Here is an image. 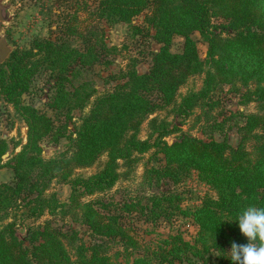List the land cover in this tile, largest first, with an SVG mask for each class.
Returning <instances> with one entry per match:
<instances>
[{
  "label": "trees",
  "instance_id": "1",
  "mask_svg": "<svg viewBox=\"0 0 264 264\" xmlns=\"http://www.w3.org/2000/svg\"><path fill=\"white\" fill-rule=\"evenodd\" d=\"M148 7L145 21L160 44L149 71L139 74L134 63L127 67L120 82L96 97L68 136V149L55 157L44 159L39 143L46 137L58 142L64 136L61 125L57 127L45 112L23 103L22 95L37 73L48 71L52 94L46 105L70 119L73 109L82 110L97 93L90 81L78 83L72 91L66 89L71 82L68 75L78 76L82 67L98 61L95 48L88 46L83 52L65 38L35 36L28 48L16 47L0 63V92L27 125L26 142L5 162L2 157L8 143L0 136V167L13 171L12 183L0 184V211L21 209L28 218L45 212L79 216L93 235L117 240L123 249L111 254L103 243L86 245L76 231H63L49 222L29 228L21 240L15 223H7L0 225V264H121L120 258L123 264H232L228 259L231 242H246L234 220L248 206L264 207V0H100L96 13L111 24L130 23ZM213 18L222 22L215 23ZM69 32L77 33L74 28ZM194 32L207 44L205 60L198 56L191 37ZM175 35L183 37L180 52L170 50ZM197 75H203L201 86L180 93ZM221 84L244 88L243 104L255 102L261 112L246 115L235 147L210 135L203 140L178 127L169 129L165 117L155 114L170 107L169 113L188 118L196 107L212 106L210 95ZM145 121L151 134L141 139ZM180 131L175 141L166 142V137ZM154 147L156 153L165 155V165L146 173L156 180L178 183L195 169L216 196L206 195L192 211L198 226L192 240L179 233L169 235L157 240L153 250L137 254L139 245L119 221V214L105 215L91 202L81 205L79 199L83 193L110 189L134 168L139 155ZM103 154L106 159L95 173L87 177L74 174L77 168L94 165ZM120 167L126 170L119 172ZM53 178L70 186L69 203L60 201L55 192L45 194ZM180 200L172 193L153 195L150 207L139 209L153 213L154 219L169 218V210L181 211ZM131 205L124 204V208L130 211Z\"/></svg>",
  "mask_w": 264,
  "mask_h": 264
},
{
  "label": "rangeland",
  "instance_id": "2",
  "mask_svg": "<svg viewBox=\"0 0 264 264\" xmlns=\"http://www.w3.org/2000/svg\"><path fill=\"white\" fill-rule=\"evenodd\" d=\"M99 1L0 0V41H5L10 51L16 47L28 48L35 36L50 39L59 37L69 40L73 46L83 52L88 46H93L98 56V61L91 67H82L78 76L68 75L71 82L66 84L67 90L72 91L79 85L78 83L84 81L92 82L97 90L82 110L75 108L70 112V119L67 118L65 112L57 115L46 105L52 94L50 87L52 81L48 71L42 70L37 73L31 80L29 91L22 95L23 103L45 112L54 120L55 125L57 127L61 125L64 131V136L60 137L58 142L46 137L39 143L44 159L55 157L59 152L67 150L70 145L68 136L74 133L76 126L89 111L96 97L103 92L110 91L120 82L121 75L133 63L139 74L148 72L152 65L153 54L160 48V44L154 39L153 27L145 21V16L150 11L149 7L130 23L111 24L98 18L96 12ZM212 21L222 22L220 18H213ZM71 28H74L77 33L71 34L69 32ZM191 37L196 43L199 58L205 60L207 44L197 32H194ZM182 44L183 37L175 35L171 41L170 50L180 52ZM202 79L203 75L191 77L180 88V93H185L188 89H198ZM237 86V89H233L230 84L218 85L210 95L212 106L196 107L188 118L183 119L169 113L170 107L155 114L159 118L165 117L169 129L178 127L182 132L203 140L210 135L219 141L226 140L232 147H235L241 139L238 129L244 125L246 115L261 113L255 102L243 104L241 94L244 88ZM214 124H220L221 127L214 129ZM181 131L166 137V142L171 144L182 133ZM255 132L262 133L260 129H256ZM150 134L151 129L145 121L139 137L146 139L150 137ZM26 135V123L16 112L15 107L7 102L0 92V136L8 143V150L2 157L3 162L21 149L26 142ZM155 137L156 134L151 136L152 142ZM15 142L19 143L16 147H14ZM246 148L248 151L251 150L252 140L248 142ZM155 150L154 147L139 155V161L134 168L125 176L120 177L110 189L92 194L83 193L79 199L81 205L91 202L94 209L105 215L119 214V221L139 245L137 254L153 250L157 240L169 235L179 233L185 240H192L198 231V226L191 214L192 211L201 205L206 195L216 196L212 187L200 177L198 170L195 169L190 170L178 183L166 178L156 180L154 175L146 173L151 168H161L165 165V155L160 152L156 153ZM105 159L106 156L103 154L94 165L77 168L74 174H81L84 177L92 175L99 170ZM125 170L126 167L119 168V172ZM12 181V169L9 166L0 167V184L12 183ZM53 192L60 201L69 203L71 189L68 184L59 183L57 178L51 179L45 194L49 195ZM171 193L179 195L181 211L169 210V218L160 216L154 219L153 213H148L146 210L140 211L141 206L150 207V198L153 195ZM101 203L107 208L104 209ZM124 204H132L130 211L124 208ZM45 222L63 231H76L78 237L86 245L103 243L111 254L123 250L117 240H108L93 235L79 216L77 218L72 215L53 216L45 212L38 218H28L21 209L9 208L7 211H0V225L15 223L13 228L21 240L27 237L29 228ZM118 263L123 264L121 258Z\"/></svg>",
  "mask_w": 264,
  "mask_h": 264
},
{
  "label": "clouds",
  "instance_id": "3",
  "mask_svg": "<svg viewBox=\"0 0 264 264\" xmlns=\"http://www.w3.org/2000/svg\"><path fill=\"white\" fill-rule=\"evenodd\" d=\"M234 222L246 242L232 241L228 259L232 264H264V207L248 206L240 211Z\"/></svg>",
  "mask_w": 264,
  "mask_h": 264
},
{
  "label": "water",
  "instance_id": "4",
  "mask_svg": "<svg viewBox=\"0 0 264 264\" xmlns=\"http://www.w3.org/2000/svg\"><path fill=\"white\" fill-rule=\"evenodd\" d=\"M10 52L9 47L7 46L6 42L1 40L0 41V61H4Z\"/></svg>",
  "mask_w": 264,
  "mask_h": 264
}]
</instances>
